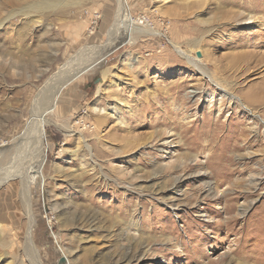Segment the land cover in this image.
<instances>
[{"label":"rangeland","instance_id":"1","mask_svg":"<svg viewBox=\"0 0 264 264\" xmlns=\"http://www.w3.org/2000/svg\"><path fill=\"white\" fill-rule=\"evenodd\" d=\"M1 1L0 264H264V0Z\"/></svg>","mask_w":264,"mask_h":264},{"label":"bare ground","instance_id":"2","mask_svg":"<svg viewBox=\"0 0 264 264\" xmlns=\"http://www.w3.org/2000/svg\"><path fill=\"white\" fill-rule=\"evenodd\" d=\"M17 0H2L1 1V6L2 8L6 9L8 6L11 7L13 6L15 3H16ZM24 1V0H22ZM227 1V0H226ZM225 1V2H226ZM43 3H45L46 5H49V4H52L53 1L51 0H42ZM42 2H40L39 4H34V5H28V2H24V5L21 8V13L24 14V15H29L31 10L32 11H36V7L41 5ZM237 2V1H236ZM239 2V1H238ZM246 3L245 0H242V2L240 1L239 4L240 5H243V7L246 8ZM251 3V2H250ZM20 6V5H19ZM239 6V5H238ZM253 7V6H252ZM263 7V6H262ZM250 8V7H249ZM258 8V7H257ZM253 10V8H251ZM252 10H248V12H234L233 14L229 15L231 22L233 21L234 23V19H236L237 16H239V14H244V18L246 19V21L242 24L244 25L245 28L247 27H251V26H254V25H258V26H264V21H261L259 19V17L255 16L254 13H252ZM13 12V11H12ZM117 15L119 16V18H121L123 21H124V18L127 22V34H126V38H128V41L130 43H132L136 37L138 36H144V35H159V32H155V31H151L150 28L148 27H141V26H138L136 25L134 22L130 21L129 20V17L128 16H125L124 17V9H123V1L122 0H118V9H117ZM263 16V15H262ZM9 16L3 18L0 20V26L8 19ZM242 17V15H241ZM239 18V17H238ZM228 19V18H227ZM240 20V19H239ZM236 21V20H235ZM238 22V21H237ZM230 23V22H229ZM214 26H211L209 29H208V33L211 34L213 31H214ZM174 48L184 57L188 60V62L192 63V65L195 67V69L197 71H200L201 75H203L204 77H208V79L217 87V89H223L224 91L228 92L229 95H231L232 97H237L235 95V90H236V86H237V82H229V83H225L224 81L220 80L219 78L213 76L212 77L208 74L206 68L208 65H210V62H207L205 63V66L200 64V63H197L194 59L190 58L188 53L187 52H183V51H180L179 47L177 44H174ZM180 92V91H179ZM178 94V93H177ZM238 98V97H237ZM248 101V100H247ZM51 102H49L48 104V107L47 109H49V111H51ZM41 120V119H40ZM27 160V159H26ZM36 167V166H35ZM39 167L37 168H34V167H30L29 171L36 175L35 173H38L39 172ZM31 174V175H32ZM31 176V177H34ZM38 175V174H37ZM129 252V251H128ZM128 252H125L123 253V258H126L127 261H129L131 258H133V255H129Z\"/></svg>","mask_w":264,"mask_h":264}]
</instances>
